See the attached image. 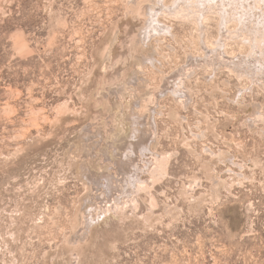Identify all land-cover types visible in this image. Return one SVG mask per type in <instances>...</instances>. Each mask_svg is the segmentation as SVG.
<instances>
[{"label":"rangeland","instance_id":"374dc122","mask_svg":"<svg viewBox=\"0 0 264 264\" xmlns=\"http://www.w3.org/2000/svg\"><path fill=\"white\" fill-rule=\"evenodd\" d=\"M146 2L0 0V264H264V89L225 64L182 74L218 40L215 13L204 34L165 17L173 34L136 48ZM136 137L166 174L100 212Z\"/></svg>","mask_w":264,"mask_h":264},{"label":"bare ground","instance_id":"6f19581e","mask_svg":"<svg viewBox=\"0 0 264 264\" xmlns=\"http://www.w3.org/2000/svg\"><path fill=\"white\" fill-rule=\"evenodd\" d=\"M131 1L137 2V0ZM139 13L143 15L145 23L141 27L143 30L139 31L140 34H138L137 39L134 41L136 48L142 47L145 44L148 45L151 38L157 35L162 36L168 32L170 35L173 34L171 25L166 22L167 20L164 21L165 17L170 20L193 21L197 27L200 26V33L204 34V31H206V21L209 18L208 14L215 13L218 16V40L216 39L217 41L212 46L205 47L206 51L201 58H192L193 60L187 64L190 66L186 67L182 74L187 76L191 70L200 65L214 67L216 64H225L235 69L240 76H248L251 82L257 83V85L264 89V0H170L169 2L167 0H147ZM116 34L117 29L114 31V38H116ZM229 39L238 41L244 46L246 45L248 47L247 52L234 53L232 56L226 54V41ZM110 46L108 44L104 50L105 60L110 57ZM144 57V55L141 57L135 56L132 75L127 76L118 88L112 90L115 94L123 98L125 92L130 90L136 91L137 87L140 89L138 82L141 79V71L138 69L146 63V59H151L148 56ZM143 58L144 60H142ZM182 74L180 75L182 76ZM181 81L182 78L172 80L171 90L177 96L179 102L184 104L189 94L185 88H182ZM142 91L141 94H143ZM138 94L134 95L136 99H140V94ZM132 96L133 93H131ZM152 99L157 100V97H152L150 93L145 97L148 104H151ZM151 108L154 109V107ZM135 110L133 108V115L139 123V119L142 116ZM135 123L137 124V122ZM149 139L136 137L133 140V145L127 143L129 149L132 151V155L130 156L126 152V155L124 154L122 159L117 161L118 174H107L100 180L103 185L102 192L106 194L105 196H110L108 203L102 199L100 202L98 201L101 205L99 206L100 212L109 210L110 206H115L117 196H124L127 200L132 201L131 196H137L140 191H147L165 173L167 157L152 152L148 145ZM144 170L149 171L151 174L149 182L139 179V174ZM86 177L93 185H97L96 178L90 179L89 176ZM93 208H96V206ZM94 213H92V218L91 216L90 218L87 217L92 220L95 217ZM99 215L101 214L99 213Z\"/></svg>","mask_w":264,"mask_h":264}]
</instances>
